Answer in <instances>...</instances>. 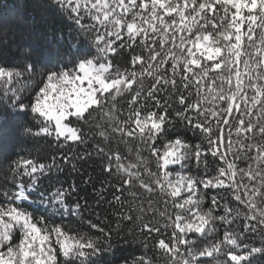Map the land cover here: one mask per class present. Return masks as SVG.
I'll return each instance as SVG.
<instances>
[{
	"label": "snow or ice",
	"instance_id": "6c2138e0",
	"mask_svg": "<svg viewBox=\"0 0 264 264\" xmlns=\"http://www.w3.org/2000/svg\"><path fill=\"white\" fill-rule=\"evenodd\" d=\"M47 10L54 61L0 64L48 145L0 164V264H264V0Z\"/></svg>",
	"mask_w": 264,
	"mask_h": 264
},
{
	"label": "trees",
	"instance_id": "16d2710c",
	"mask_svg": "<svg viewBox=\"0 0 264 264\" xmlns=\"http://www.w3.org/2000/svg\"><path fill=\"white\" fill-rule=\"evenodd\" d=\"M53 28L63 29L66 35L69 31L68 22L60 21L47 10V0H0V64L13 65L21 61L26 53H30L33 60L43 63L54 61L56 45L50 42ZM28 150L33 155H45L48 145L38 138L22 137L17 120L8 112L0 110V164L3 163V157H15ZM85 169L93 177L100 174L95 164H91V167L85 165ZM91 192V185H88L83 194H88L91 199ZM118 248L112 264H116L119 257L131 256L135 251L123 244Z\"/></svg>",
	"mask_w": 264,
	"mask_h": 264
}]
</instances>
